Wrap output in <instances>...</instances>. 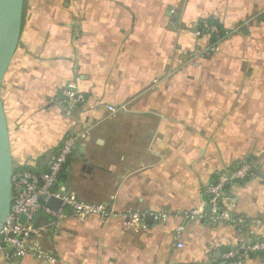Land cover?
Masks as SVG:
<instances>
[{"label":"crops","instance_id":"crops-1","mask_svg":"<svg viewBox=\"0 0 264 264\" xmlns=\"http://www.w3.org/2000/svg\"><path fill=\"white\" fill-rule=\"evenodd\" d=\"M203 19L219 40L197 35ZM73 81L86 102L70 107L61 91ZM2 100L14 168L45 170L65 137L86 131L61 190L170 211L145 225L40 212L34 242L52 260L17 264H264V249L224 257L264 240V0H26ZM243 159L253 174L228 186L226 206L248 221L186 222L182 211L208 209L207 183Z\"/></svg>","mask_w":264,"mask_h":264},{"label":"built area","instance_id":"built-area-1","mask_svg":"<svg viewBox=\"0 0 264 264\" xmlns=\"http://www.w3.org/2000/svg\"><path fill=\"white\" fill-rule=\"evenodd\" d=\"M197 35L207 34L216 40L221 38L222 29L210 19H203L196 31ZM62 101L70 107L76 104L85 103L86 96L80 91L77 81L70 82L62 91ZM120 107L109 105L108 110L116 113ZM125 109V108H124ZM87 137V132L73 133L64 138L55 156L50 160L45 170L37 171L31 168H14L12 176V202L10 212L1 230V251L9 264L19 263L21 258L32 255L35 258L45 261L52 260L47 251L34 242L36 233L40 230L34 219L40 212H46L54 217L53 222L59 223L67 217L65 207H70L72 212L79 217L98 215L103 219L122 217L133 224L147 223L152 217L155 221L165 223L170 217V211L140 212V211H117L102 203H90L79 199L75 194L66 193L61 190L60 184L62 175L72 155L76 152L77 143ZM254 161L243 159L231 169H225L206 185L208 194L207 204L211 210L207 211L204 205L182 211L180 214L186 222L202 221L206 223L226 221L237 226L247 222L245 217L233 215L226 206L228 199V186L237 181H244L253 174ZM61 200L60 207L51 208L48 203L51 198ZM25 216V220L22 217ZM184 225H179L174 230L176 241L182 238ZM44 228V227H42ZM264 249V240H256L247 244H240L224 253L228 260L242 262L249 253Z\"/></svg>","mask_w":264,"mask_h":264},{"label":"water","instance_id":"water-1","mask_svg":"<svg viewBox=\"0 0 264 264\" xmlns=\"http://www.w3.org/2000/svg\"><path fill=\"white\" fill-rule=\"evenodd\" d=\"M26 0H0V251L1 230L12 202L13 157L6 112L2 100V86L20 42ZM61 200L51 198L48 205L57 209ZM210 208V205L207 207ZM207 209V210H208ZM25 220V216L22 217Z\"/></svg>","mask_w":264,"mask_h":264},{"label":"trees","instance_id":"trees-1","mask_svg":"<svg viewBox=\"0 0 264 264\" xmlns=\"http://www.w3.org/2000/svg\"><path fill=\"white\" fill-rule=\"evenodd\" d=\"M210 21H213L212 19H210ZM215 22V21H214ZM212 39H214V37H212ZM63 179H64V176H62V179H61V181H63Z\"/></svg>","mask_w":264,"mask_h":264}]
</instances>
